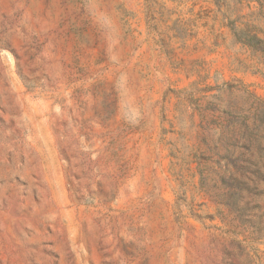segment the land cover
Returning a JSON list of instances; mask_svg holds the SVG:
<instances>
[{"label": "rangeland", "instance_id": "374dc122", "mask_svg": "<svg viewBox=\"0 0 264 264\" xmlns=\"http://www.w3.org/2000/svg\"><path fill=\"white\" fill-rule=\"evenodd\" d=\"M0 264H264V0H0Z\"/></svg>", "mask_w": 264, "mask_h": 264}, {"label": "trees", "instance_id": "16d2710c", "mask_svg": "<svg viewBox=\"0 0 264 264\" xmlns=\"http://www.w3.org/2000/svg\"><path fill=\"white\" fill-rule=\"evenodd\" d=\"M254 39H257V41H259V39L256 37H254ZM232 168L233 170L230 172V178L233 180L234 186H238V189L241 191L244 189L243 186L246 185V183L249 181V178L247 176L249 174V171L242 165H234Z\"/></svg>", "mask_w": 264, "mask_h": 264}]
</instances>
